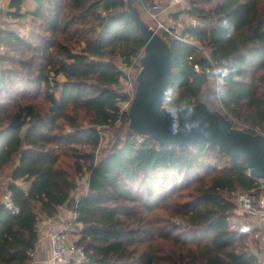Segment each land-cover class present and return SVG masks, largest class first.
Here are the masks:
<instances>
[{
  "label": "trees",
  "instance_id": "16d2710c",
  "mask_svg": "<svg viewBox=\"0 0 264 264\" xmlns=\"http://www.w3.org/2000/svg\"><path fill=\"white\" fill-rule=\"evenodd\" d=\"M23 1L9 0L6 14L25 18ZM35 2L28 38L0 30V177L9 171L19 208L12 215L0 205V264H32L38 225L61 207L76 215L79 264H257L248 234L229 229L237 195L258 186L242 159L208 142L160 146L122 131L126 97L116 91L113 54L129 66L145 46L127 0ZM188 2L198 23L167 38L164 105H192L215 69L220 104L264 131V0ZM99 128L112 129L113 140L96 157ZM85 173L87 193L76 200Z\"/></svg>",
  "mask_w": 264,
  "mask_h": 264
},
{
  "label": "water",
  "instance_id": "95a60500",
  "mask_svg": "<svg viewBox=\"0 0 264 264\" xmlns=\"http://www.w3.org/2000/svg\"><path fill=\"white\" fill-rule=\"evenodd\" d=\"M129 11L145 42L140 94H137L130 112L135 130L151 137L160 146L188 147L208 142L230 158L242 159L253 180H264L263 135L231 128L218 113L185 108L174 114L163 108L172 72L170 50L154 31L145 26L134 9Z\"/></svg>",
  "mask_w": 264,
  "mask_h": 264
},
{
  "label": "rangeland",
  "instance_id": "374dc122",
  "mask_svg": "<svg viewBox=\"0 0 264 264\" xmlns=\"http://www.w3.org/2000/svg\"><path fill=\"white\" fill-rule=\"evenodd\" d=\"M128 1L130 2V5L128 4ZM133 4L134 3L132 1L127 0L128 9H130V8L134 9L136 11V13L138 14L139 19L143 23H145L146 27H148L149 29L154 31V33L157 35V37L162 41V43L165 46H167V43H166L167 38L179 39L181 36L182 30L184 29V27L186 25H188L190 22H192L193 24L198 23L197 18L195 19V17H194L193 19H190L189 16H191V15L188 16V13L185 10L189 4L188 0H186L184 2L183 10L178 11V13L175 12V15H172L173 21L172 20L167 21L166 19H163V18L159 17V15H158V18H159L160 22H162V23L166 22V24H170L171 21L174 22L173 23V25H174L173 30H171L172 34H169L168 32L164 31L163 29H158V23L156 21H154V19H152V17H151L153 14L152 13L153 8L148 7L147 5H144L142 3V0H136L135 6ZM7 5H8V3H7ZM5 8H7V6ZM5 8L0 12V30H4V31L12 30V31H15L20 37L28 38L29 33L32 29V25L30 23V21H31L30 20L31 19L30 13L32 11H34L36 8L35 0H24L23 1L21 12L26 14L25 18L14 19L12 17H9L6 14L8 9H5ZM154 12L156 13L157 11L155 10ZM156 14H158V13H156ZM170 17L171 16H169V18ZM6 52H7V49L4 46H0V54H5ZM204 55L208 56L206 53H204ZM144 56H145V48H143V50L138 54V56L136 58L132 59L131 64L129 66H127L125 63H122V60L118 57V54H116V53L113 54V59H112L113 63L118 68V70H120L122 72V76L120 78V84L116 88V91L126 97V99L123 102H120V104H119L120 114L125 113L127 115V118H128L127 123L122 125V131H123V133L129 132V133L135 134L136 137L138 138V143H141L143 140H145L146 137H149L145 134L138 133L135 130V128L132 126V120L130 118L131 106H132L134 100L136 99L137 94L140 92L139 89L141 86V82H140L139 78L141 76L142 71L144 70V67L141 63V59ZM213 74H214V72H213ZM56 80L59 83H62L64 81V78L61 75H59L56 77ZM218 88H219V81H218V77L216 74V76H214L212 79H209L208 84L205 87V90H204L202 97L199 100L195 101L192 105L186 106V107H181L179 109H173L172 107H169L167 104L164 105L165 103H163V108H165L168 111L173 112L174 114L177 113L178 111L182 110V109H185V108L203 109L208 114L218 113L219 115L222 116L224 121L230 125L231 128L245 131V129L247 127H249L253 130H256L254 132L258 131L257 132L258 134L264 136V131H262L260 128H252V127L244 124L241 120L233 117L223 107V105L220 104L218 96H217ZM58 94H59V92L56 93V95H58ZM37 104L39 106L43 104V101L41 100V98L37 100ZM119 125H120V123H118L116 126H119ZM85 126H87V125L85 124ZM71 132H72V130L69 127L65 126L64 133L68 134ZM99 133H100L101 138H100L99 148L95 153L96 157H101L107 151L110 141L113 140L112 129L110 130L107 128L106 129L102 128V129H100ZM87 179H88L87 173L83 174L79 178L78 189L74 195L76 200H78L80 197H82L83 195H85L87 193ZM10 182H11V180H10L9 171H6L0 177V203H2V201H3V196L7 190V186ZM16 184L21 186L23 189H26V185L22 184L21 182H18ZM65 209H67V208L61 207L57 216H59V218L64 217V219L68 218L69 220H66V222H67L73 218V215H71V216L67 215L68 213ZM235 211L229 220H231V221L234 220V222L236 221V223H239V218L243 217V215L240 216L239 214L235 213ZM43 221H45V220H43ZM41 222H42V220H41ZM173 224L178 225V220H174ZM75 230H76V233H75L76 235H75L74 239H76V241H77L79 239L78 235H77L79 227L75 226ZM76 244H77V242H76Z\"/></svg>",
  "mask_w": 264,
  "mask_h": 264
},
{
  "label": "built area",
  "instance_id": "2783aa9c",
  "mask_svg": "<svg viewBox=\"0 0 264 264\" xmlns=\"http://www.w3.org/2000/svg\"><path fill=\"white\" fill-rule=\"evenodd\" d=\"M9 0H0V12L7 6ZM6 9V8H5ZM153 8L152 19L158 23V29H163L164 31L172 34L173 23L166 24V22H160L158 15ZM196 72L199 73L200 70L197 68ZM206 72H210L207 70ZM214 75L216 76L215 69L213 70ZM246 132H249L254 135H260L256 130H253L249 127L245 129ZM255 183L258 185L256 190L250 192H243L237 195V209L235 213L246 216L252 222V239L259 243L261 249H264V235L260 234L261 223L264 222V180L256 179ZM0 205L10 214L17 215L19 213V208L16 207L12 201V194L7 189L3 201ZM76 215L73 214V218L70 221L64 222L61 228H54L50 235V256L47 261L48 264H69L71 260L74 263L79 264L86 259V254L82 247L76 244L75 238V226L78 224L75 223ZM229 229L233 231H243L246 233L247 228L240 227L236 221L229 220ZM248 231V230H247ZM34 253L31 254L33 257ZM257 264H264L258 263Z\"/></svg>",
  "mask_w": 264,
  "mask_h": 264
},
{
  "label": "crops",
  "instance_id": "0c3cea01",
  "mask_svg": "<svg viewBox=\"0 0 264 264\" xmlns=\"http://www.w3.org/2000/svg\"><path fill=\"white\" fill-rule=\"evenodd\" d=\"M186 0H155L154 5L151 8H154L159 17L173 21V16L175 12L183 10V5ZM169 16H171L169 18ZM168 18V19H167ZM67 215L71 216L74 213L65 209ZM242 216L241 214H239ZM69 220L68 218L56 216L53 219L42 221L38 225V242L33 255L32 264H48L47 261L50 256V241L49 235L54 228H61L64 221ZM238 225L240 227L247 228L246 234H248V250L249 252L257 259L258 263H264V249H261L259 243L255 242L252 239V222L246 216L239 218ZM79 227V225H77ZM260 234L264 235V222L261 223Z\"/></svg>",
  "mask_w": 264,
  "mask_h": 264
}]
</instances>
